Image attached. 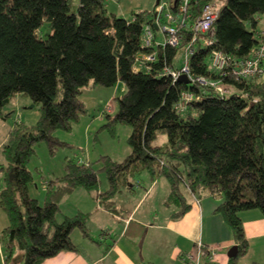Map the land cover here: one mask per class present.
I'll use <instances>...</instances> for the list:
<instances>
[{
    "label": "trees",
    "instance_id": "obj_1",
    "mask_svg": "<svg viewBox=\"0 0 264 264\" xmlns=\"http://www.w3.org/2000/svg\"><path fill=\"white\" fill-rule=\"evenodd\" d=\"M163 2L157 14L140 10L125 18L109 13L105 0H78L75 10L71 0H0V118L16 95L40 105L36 122L15 121L1 146L0 207L8 218L0 231L3 264H15V249L22 264H42L61 250H76L70 233L77 228L89 235L88 213L57 220L59 199L75 188L96 190L98 203L114 211V195L142 170L151 179L167 180L165 204L176 207L173 216L190 208L183 189L219 196L214 211L237 245L229 264L246 253L240 213L257 209L264 217V83L257 76L222 74L211 54L217 50L234 60L252 55L264 42V0H188L182 12V0ZM208 3L215 4L216 18L206 32H194L191 24ZM168 21L179 37L176 45L164 40L165 31L157 36ZM45 22L46 32L40 29ZM187 44L190 78L184 82L171 72L182 67ZM147 54L153 59L142 58ZM210 82L225 90L219 93ZM118 83L122 94L115 97L116 110L106 112V125L130 126V153L122 161L99 158L107 181L102 191L92 163L67 160L64 174L44 183L39 204L28 193L34 145L45 140L55 147L51 132L69 129L85 111L84 86Z\"/></svg>",
    "mask_w": 264,
    "mask_h": 264
},
{
    "label": "crops",
    "instance_id": "obj_2",
    "mask_svg": "<svg viewBox=\"0 0 264 264\" xmlns=\"http://www.w3.org/2000/svg\"><path fill=\"white\" fill-rule=\"evenodd\" d=\"M116 87L123 90L120 83ZM14 102L16 105L18 98ZM26 120L32 121V117ZM6 124L7 131L0 138V146L11 128L8 121ZM159 178L149 177L146 183L130 178L127 186L113 197L114 211L101 206L96 197L81 188L63 195L57 220H61L62 215L88 213L89 235L73 229L70 238L77 249L61 250L42 264H229L227 253L236 242L231 228L214 211L221 198L209 194H206L209 198H201L183 189L190 208L180 216H173L176 207L165 204L169 185L159 183ZM66 201L71 202V207L64 208ZM240 217L249 245L236 262L260 264L264 252V217L257 209L242 211ZM7 224L8 218L0 207V230ZM188 254L192 258H188ZM0 257L3 264L1 245Z\"/></svg>",
    "mask_w": 264,
    "mask_h": 264
},
{
    "label": "rangeland",
    "instance_id": "obj_3",
    "mask_svg": "<svg viewBox=\"0 0 264 264\" xmlns=\"http://www.w3.org/2000/svg\"><path fill=\"white\" fill-rule=\"evenodd\" d=\"M77 1L71 0V10L76 9ZM105 1L106 9L109 13L128 18L132 12H138L140 10L155 11L157 14L159 12L158 8L161 6H158V4L164 0ZM261 26L262 18L259 19L258 24V27ZM40 29L46 32L49 29L47 23H43ZM157 36L158 38L162 37L160 29L157 30ZM177 57L180 63L181 52L177 54ZM255 76L260 79L258 75ZM116 86L105 87L101 85L93 86L91 84L84 86L80 97L85 106V111L71 124L69 129L59 128L51 132L52 136L56 139L55 147H49L45 140H39L34 145V152L27 162V168L32 175V180L28 185V193L31 197L36 198L39 204H43L45 199L44 183L61 177L64 174L67 160L72 159L73 161L92 163L99 180L98 189L104 190L107 181L105 172L100 170L99 158L106 155L114 161H122L130 153L131 148L128 144L130 126L125 123H114L111 126L106 125L108 123L106 112L112 114L116 110L115 97L122 94L119 87L117 88ZM59 96L60 93L57 99ZM17 98L18 103L15 105L14 101ZM3 109L5 117L0 120V138L7 131L6 121H8L9 126L11 125V128L15 121H23L30 125L36 122L40 114V105L38 103L34 104L29 97L23 95H16V98L13 97L3 106ZM33 116L35 117L34 119ZM26 117L28 119L32 117V121L28 120L29 122H27ZM1 146L0 161H2ZM133 179L134 181L142 180V183H146L149 179V174L147 171L142 170L135 174ZM158 180L159 183L164 182L168 185L165 178L160 177ZM90 193L95 197L96 190ZM200 196L201 198H209L205 193H202ZM70 204V201H66L63 206H65L64 208H69L71 207ZM3 249L2 252L4 254ZM262 257L260 264H264V252L262 253ZM0 260H2L1 257ZM13 263L22 264L20 261V252L17 249L14 250Z\"/></svg>",
    "mask_w": 264,
    "mask_h": 264
},
{
    "label": "built area",
    "instance_id": "obj_4",
    "mask_svg": "<svg viewBox=\"0 0 264 264\" xmlns=\"http://www.w3.org/2000/svg\"><path fill=\"white\" fill-rule=\"evenodd\" d=\"M188 0H182V4L179 7V10L182 12L185 10V6ZM161 9V6H159L158 11ZM217 11L215 8V4H205L202 9V14L197 17L193 23L191 24V28L194 32H206L209 30L211 23L216 18ZM168 20H173L171 15H168ZM162 31H165L168 35L166 42L170 45H176L178 42L179 37L176 35V30L173 25H171L168 21V23L164 24L161 29ZM146 44H148L152 38V34L150 30L146 29ZM195 37H193L194 39ZM205 43L209 44L210 40L205 39ZM184 57H183V65L182 68L177 71H172L171 75L174 78H177L178 76L182 74H186L187 77H189V68H188V54L191 53V48L187 44L185 48L183 49ZM142 58L147 60H152V55H143ZM264 42L260 43L256 49L252 52V55L250 57L234 60L229 58L228 56H225L220 51L213 50L211 54V64L212 66L219 70L222 74H225L226 72H231L233 75L240 77V78H248L251 76L258 75L260 77V81L264 83ZM190 78V77H189ZM201 83H205V80L198 79ZM211 85L215 86L217 91L221 93L225 89H223L220 85L217 86V83L210 82ZM183 97L188 100L190 98L189 94H183ZM197 201V200H196ZM200 246V244L198 245ZM188 258H192L191 254L187 255Z\"/></svg>",
    "mask_w": 264,
    "mask_h": 264
},
{
    "label": "water",
    "instance_id": "obj_5",
    "mask_svg": "<svg viewBox=\"0 0 264 264\" xmlns=\"http://www.w3.org/2000/svg\"><path fill=\"white\" fill-rule=\"evenodd\" d=\"M179 80H182V81H184V82H187V81H188V79H187V77H186L185 74L180 75ZM236 254H237V246H236V245H233V246H231V248L228 250L227 255H228L229 257H233V256H235Z\"/></svg>",
    "mask_w": 264,
    "mask_h": 264
},
{
    "label": "bare ground",
    "instance_id": "obj_6",
    "mask_svg": "<svg viewBox=\"0 0 264 264\" xmlns=\"http://www.w3.org/2000/svg\"><path fill=\"white\" fill-rule=\"evenodd\" d=\"M186 75V74H185Z\"/></svg>",
    "mask_w": 264,
    "mask_h": 264
}]
</instances>
